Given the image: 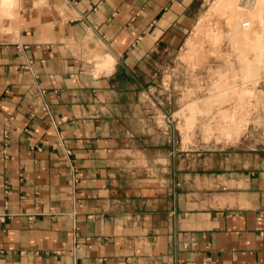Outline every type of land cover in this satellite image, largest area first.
I'll return each instance as SVG.
<instances>
[{"label":"crops","instance_id":"1","mask_svg":"<svg viewBox=\"0 0 264 264\" xmlns=\"http://www.w3.org/2000/svg\"><path fill=\"white\" fill-rule=\"evenodd\" d=\"M202 2L0 0V264H264V141L143 97Z\"/></svg>","mask_w":264,"mask_h":264},{"label":"rangeland","instance_id":"2","mask_svg":"<svg viewBox=\"0 0 264 264\" xmlns=\"http://www.w3.org/2000/svg\"><path fill=\"white\" fill-rule=\"evenodd\" d=\"M218 2L203 0L184 47L143 94L154 128L199 132L204 151L235 146L251 133L264 141V22Z\"/></svg>","mask_w":264,"mask_h":264},{"label":"bare ground","instance_id":"3","mask_svg":"<svg viewBox=\"0 0 264 264\" xmlns=\"http://www.w3.org/2000/svg\"><path fill=\"white\" fill-rule=\"evenodd\" d=\"M218 3L220 5L222 4L223 6H227V7L230 6L232 8H236V9H234L235 12H237L236 11L237 9H243V8L249 9L253 13H256L257 15H259L257 17L261 18L262 21L264 22V0H219ZM216 4L215 5L213 4V6H216ZM228 9H230V8H228ZM228 9H227V11H228ZM247 22L251 23L250 20H245L242 23H247ZM245 28H246V29H244L245 34H247L250 27L249 28L245 27ZM261 34H263V33H261ZM261 46L264 47V39L261 40ZM260 52H261V50H260Z\"/></svg>","mask_w":264,"mask_h":264},{"label":"built area","instance_id":"4","mask_svg":"<svg viewBox=\"0 0 264 264\" xmlns=\"http://www.w3.org/2000/svg\"><path fill=\"white\" fill-rule=\"evenodd\" d=\"M249 24V22H247V23H244V25H248Z\"/></svg>","mask_w":264,"mask_h":264}]
</instances>
